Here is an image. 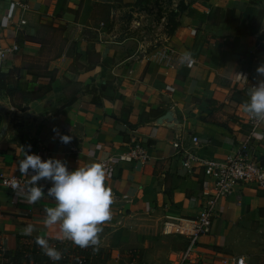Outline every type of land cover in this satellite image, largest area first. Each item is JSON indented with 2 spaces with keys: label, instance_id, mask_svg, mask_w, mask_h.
I'll return each mask as SVG.
<instances>
[{
  "label": "crops",
  "instance_id": "obj_1",
  "mask_svg": "<svg viewBox=\"0 0 264 264\" xmlns=\"http://www.w3.org/2000/svg\"><path fill=\"white\" fill-rule=\"evenodd\" d=\"M14 1L0 0V43L19 45L0 75V175L24 183L15 190L0 185V259L25 240L60 235L59 223H45L55 200L44 195L27 202L28 177L17 169L23 150L73 170L135 140L150 145L149 159L106 170L111 218L99 225L98 246L80 252L98 264H125L131 251L141 264H173L184 238L167 225L198 213L202 178L200 169L181 166L174 143L187 147L195 135L201 156L223 158L247 131L242 105L250 85L264 80L256 71L264 65V0H210L228 9L234 2L242 6L233 27H178L169 40L194 60L190 68L151 56L166 37L159 16L104 24L100 9L117 8L119 0H27L26 9ZM120 4L133 14L135 0ZM252 23L254 30L246 26ZM234 32L241 36L237 46ZM240 70L242 82L236 79ZM60 135L71 139L62 143ZM254 149L264 161V120ZM39 183L45 192L50 187ZM28 226L31 234L23 235ZM196 257V264H233L234 257L264 264V194L248 184L219 201Z\"/></svg>",
  "mask_w": 264,
  "mask_h": 264
},
{
  "label": "built area",
  "instance_id": "obj_2",
  "mask_svg": "<svg viewBox=\"0 0 264 264\" xmlns=\"http://www.w3.org/2000/svg\"><path fill=\"white\" fill-rule=\"evenodd\" d=\"M14 4L21 9L27 8V0H15ZM20 22L23 23L24 20ZM18 50L19 45L17 43L9 45L0 43V75L8 56L16 53ZM151 56L165 65L187 68L194 65V60L190 56L184 59L183 54L178 53L169 45L162 44ZM244 76L245 73L240 70L236 75V79L242 82ZM256 85L257 83L250 85V89ZM262 121L263 119H254L248 115L247 131L240 139L234 142L229 152L223 158L201 156L196 150V147L199 145V139L195 135L190 137L191 145L187 147L174 143L181 166L189 171L200 169L202 171V178L200 180L198 213L191 218H176L175 222L167 225L168 232L177 233L184 238L183 247L171 259L173 264H196L199 237L209 233L217 203L234 192L237 187L250 184L264 194V161L256 155L254 149V139L257 137ZM149 149L150 145L147 143L133 140L125 150L116 155L99 159L97 162L102 163L105 170L112 169L118 162L144 164L149 159ZM14 183L17 187H13ZM23 183L24 179L20 176L0 175V185L7 190H15ZM58 240L63 245L71 244L72 248L76 249V251L68 252L59 249L61 253L60 260L53 261L48 257V264H98L93 263L80 250L83 251L86 248L96 247L99 243L82 248L75 245L70 239ZM3 249L2 236L0 234V250L4 251ZM232 260L233 264H244L243 257H234ZM125 264L141 263L131 251Z\"/></svg>",
  "mask_w": 264,
  "mask_h": 264
},
{
  "label": "clouds",
  "instance_id": "obj_3",
  "mask_svg": "<svg viewBox=\"0 0 264 264\" xmlns=\"http://www.w3.org/2000/svg\"><path fill=\"white\" fill-rule=\"evenodd\" d=\"M188 56L185 53L184 59ZM256 71L264 75V65L258 66ZM242 110L254 119H264V80L251 87ZM59 139L67 144L71 136L60 135ZM23 153L24 158L18 161L17 169L21 175L28 177L24 189L27 202L35 203L44 195L54 199L56 206L46 210L45 223H59L58 238L70 239L82 248L98 244V233L102 230L99 225L111 218L112 195L105 184L104 165L92 162L87 166L69 170L60 159H42L40 155L25 150ZM42 180L50 182L46 192L39 183ZM13 187L17 185L14 183ZM32 230V226H28L22 234L30 235ZM36 243L51 260H60V251L50 247L45 238L38 237Z\"/></svg>",
  "mask_w": 264,
  "mask_h": 264
},
{
  "label": "rangeland",
  "instance_id": "obj_4",
  "mask_svg": "<svg viewBox=\"0 0 264 264\" xmlns=\"http://www.w3.org/2000/svg\"><path fill=\"white\" fill-rule=\"evenodd\" d=\"M120 1L122 0H119V6L117 8L112 5L111 8L100 9L98 16L102 22H104V24H109L115 19H119L123 24L124 19L126 17L128 18L129 15H133L136 20H139L140 15H142L143 18H156L159 16L161 22L164 24L166 37L165 41L159 43L158 49L162 44L172 46L176 49L174 44L171 45L169 38L173 36L178 27L187 28L191 25L197 27L199 31L204 30L202 24L206 26L214 24L219 26L227 23L229 26L233 27L240 16V10H242V6L237 5L235 2L233 3L234 8L228 9L222 2L210 3V0H135L132 14L128 9L120 7ZM144 1L148 4L144 3ZM207 6L208 10L205 12L203 7ZM236 8L238 11H236ZM202 11L205 12V15H202ZM199 19L203 20L201 21ZM246 26H249V28L253 30L256 29L253 23ZM232 38L233 46H237L241 36H238L237 32H234ZM47 241L50 247L57 250L62 249L68 252L76 251V249L72 248L71 244L63 245L60 240ZM21 245L22 246L15 252L9 255H3V258L1 257L3 260L0 259V264H48V256L44 254V251L36 241L28 242L25 240ZM2 252L3 251L0 250V254H2ZM172 255H170V257Z\"/></svg>",
  "mask_w": 264,
  "mask_h": 264
},
{
  "label": "trees",
  "instance_id": "obj_5",
  "mask_svg": "<svg viewBox=\"0 0 264 264\" xmlns=\"http://www.w3.org/2000/svg\"><path fill=\"white\" fill-rule=\"evenodd\" d=\"M71 102V101H70ZM70 102H68V105L70 104Z\"/></svg>",
  "mask_w": 264,
  "mask_h": 264
}]
</instances>
